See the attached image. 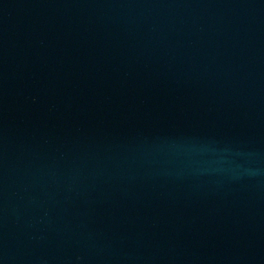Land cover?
Wrapping results in <instances>:
<instances>
[{
  "label": "water",
  "instance_id": "95a60500",
  "mask_svg": "<svg viewBox=\"0 0 264 264\" xmlns=\"http://www.w3.org/2000/svg\"><path fill=\"white\" fill-rule=\"evenodd\" d=\"M0 264H264V0H0Z\"/></svg>",
  "mask_w": 264,
  "mask_h": 264
}]
</instances>
